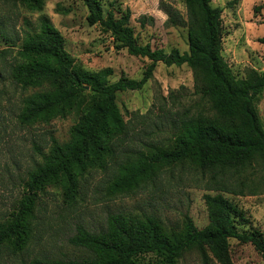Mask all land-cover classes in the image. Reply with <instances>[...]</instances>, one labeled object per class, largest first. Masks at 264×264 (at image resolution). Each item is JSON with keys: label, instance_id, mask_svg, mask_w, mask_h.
<instances>
[{"label": "trees", "instance_id": "1", "mask_svg": "<svg viewBox=\"0 0 264 264\" xmlns=\"http://www.w3.org/2000/svg\"><path fill=\"white\" fill-rule=\"evenodd\" d=\"M6 1L21 2L30 10H40L43 4V0ZM81 1L88 10L89 26L98 25L109 33L117 50L124 49L149 63L139 79L120 76L111 82V69L89 72L75 63L64 49L62 35L48 18L41 16L38 29L24 33L18 58L10 69L11 81L23 89H43L23 99L20 122H48L72 111L78 118L69 130L68 141L61 143L51 136L49 151L38 150L41 163L30 172L12 214L0 224V243H7L13 253L24 250L32 238L38 192L57 185L72 202L85 170L105 164L112 154L113 140L124 134L126 127L116 103L117 93L143 89L158 63L188 66L194 77V94L206 106L190 116L184 114L171 149L155 148L123 168L110 184V193L127 192L160 166L186 160L202 172L211 173L213 179L225 174L234 176L242 188L249 187L246 173L254 169L255 162L260 161L264 168V130L257 109L264 91V74L248 70L245 77L236 78L222 58L220 8L212 7L211 0H182L186 8L182 17L160 1L167 23L186 28L187 50L181 53L138 43L130 27V10L118 12L112 6L105 10L100 0ZM144 21L142 17L141 26ZM0 37H5L1 30ZM260 41L264 44V37ZM10 44L15 46L16 41L11 38ZM242 188L237 194L242 195ZM252 189L256 186L249 195L255 194ZM204 202L208 224L203 229H197L188 217L184 230L168 231L154 217L109 214L100 231L90 232L78 225L69 238L68 243L84 250L86 257L68 262L35 259L30 264H137L136 257L151 253L160 258V264H172L193 248L203 264H207L208 254L229 264L231 239L251 244L264 260V235L249 226L236 205L221 194L205 195Z\"/></svg>", "mask_w": 264, "mask_h": 264}, {"label": "rangeland", "instance_id": "2", "mask_svg": "<svg viewBox=\"0 0 264 264\" xmlns=\"http://www.w3.org/2000/svg\"><path fill=\"white\" fill-rule=\"evenodd\" d=\"M168 3L185 17L182 0H100L106 10H130V27L140 44L169 52L187 50L186 28L172 26L160 8ZM211 6L222 10L223 28L221 56L236 78L248 70L264 74V0H211ZM88 10L81 0H43L40 10H30L21 2L0 0V224L12 214L30 172L41 163L38 150L48 152L50 137L63 143L76 123L75 111L57 115L48 122L22 124L18 115L23 99L43 88L23 89L11 81L10 69L18 58L24 33L38 29L39 18H48L64 39L65 51L75 63L89 72L105 68L112 70L110 81L120 76L139 79L148 65L146 58L117 50L109 33L98 25L86 22ZM144 24L141 26V18ZM11 38L16 41L11 46ZM116 103L126 127L124 134L113 140L112 154L102 167H89L83 173L72 202L66 200L62 189L46 186L38 192L32 221L33 235L24 250L13 253L7 243H0V264H30L35 259L61 262L79 260L87 253L68 243L78 225L90 232L106 226L109 214L146 218L154 217L168 231H182L185 218L197 229L208 224L205 195L221 194L241 210L249 226L264 235V168L260 161L246 173L247 185L229 174L216 179L202 172L194 163L160 166L147 179L127 192L110 193L109 186L120 171L135 162L140 154L155 148L171 149L179 132L182 117L206 106L194 94L192 70L186 66L167 67L158 63L152 78L138 91L119 92ZM264 130V91L258 105ZM243 179V178H242ZM241 179V180H242ZM244 180V179H243ZM256 186L254 195H249ZM242 188V195L237 194ZM231 191H235L231 193ZM248 227V225H247ZM229 264H264L260 253L249 243L231 239ZM137 264H160L154 254L136 257ZM172 264H203L197 249L183 253ZM207 264H222L208 254Z\"/></svg>", "mask_w": 264, "mask_h": 264}]
</instances>
